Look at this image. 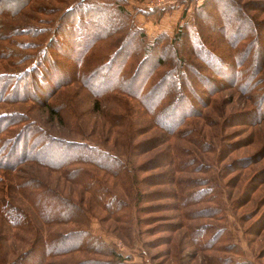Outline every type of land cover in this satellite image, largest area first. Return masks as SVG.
<instances>
[{
  "label": "rangeland",
  "instance_id": "374dc122",
  "mask_svg": "<svg viewBox=\"0 0 264 264\" xmlns=\"http://www.w3.org/2000/svg\"><path fill=\"white\" fill-rule=\"evenodd\" d=\"M9 1L0 0V77L14 84L20 75L29 74L37 85L44 66L55 71L58 68L63 79L74 72L71 61L57 49L63 39L57 30L61 15L84 0H30L20 12L9 10L16 6L14 0L9 6ZM149 1L124 0V7L144 31L148 45L160 34L171 39L204 0H176L159 15L147 16L142 13L145 9L162 10L149 7ZM237 1L246 4L255 0ZM249 7L241 9L253 15L251 19L256 22L264 20L262 11ZM233 25L230 22L229 26ZM222 35L209 36L219 41ZM257 42L264 45L263 39ZM104 44L99 42L91 51V59L88 56L79 66L80 78L92 73L99 57L104 59L113 50ZM257 60L256 54L255 63L250 58L240 67L233 61L230 68L225 66L220 72L196 60L200 70L188 78L190 104L185 111L190 118L173 126L169 111L161 117L160 111L154 122L151 119L157 125L153 127L149 116L136 113L131 117V124L136 120L131 132L107 122L100 108L96 110L95 94L85 83L65 86L50 100L63 113L62 119L33 98L35 93L41 97L33 85L22 101L15 100L10 90L12 94L0 100V117L24 114L53 136L97 145L124 162L127 179H116L83 164L71 166L66 176L31 164H25L29 171L20 174L18 164L9 172L0 168V264H9L30 245L28 234L18 230V223L8 222V215L16 213L18 198H22L18 175L25 177V172L48 181L59 194L80 203L87 212V225L53 226L45 228V235L56 229L67 233L88 228L121 253L126 264H264V51L255 67ZM129 101L143 111L140 104ZM158 110L161 102L156 113ZM4 125L7 130L0 133V159L8 161L1 152V141L12 142L17 126ZM144 139L151 142L135 150V143ZM150 162L157 168L150 169ZM82 169H88L94 180L117 195L125 208L113 216L100 210L85 188L86 180L78 179ZM157 173L163 174L161 184H153ZM140 191L149 193L141 202L143 212H137ZM6 206L15 211L6 210ZM88 255L76 252L49 261L76 264Z\"/></svg>",
  "mask_w": 264,
  "mask_h": 264
},
{
  "label": "trees",
  "instance_id": "16d2710c",
  "mask_svg": "<svg viewBox=\"0 0 264 264\" xmlns=\"http://www.w3.org/2000/svg\"><path fill=\"white\" fill-rule=\"evenodd\" d=\"M11 1L8 2L9 6ZM18 1L21 3L18 4ZM29 1L14 0L17 7L9 10L20 12ZM243 6L264 13V0L246 4H239L237 0H204L194 8L192 19L180 25L171 39L160 34L148 45L144 31L134 24L131 13L124 7V0H84L61 15L57 30L58 34L63 35L57 49L65 55L66 60L71 61L74 72L63 79L58 68L55 71L54 67L44 66V71L39 72L40 83L37 85L33 81L35 78H30L29 74L20 75L14 84L7 77H0V100L13 91L15 100L22 101L28 98L29 86L33 85L41 93V97L35 93L33 98L52 115L62 119L63 113L50 104V100L65 86L85 83L95 94L93 104L96 110L100 108L99 111L112 127L134 131L132 125L136 120L131 124V117L136 113L140 117L149 116L150 123L156 127L153 122L160 111L161 117L166 110L169 111L167 115L174 119V126L177 121L190 118L185 111L190 104L188 78L194 76L197 69L200 70L196 60L202 61L213 72H220L225 66L230 68L233 61L240 67L251 58L253 64L256 54L258 60L255 67L260 63L264 45L257 41H264V37H261L264 34V20L260 23L252 20L254 16L242 10ZM161 9H145L142 13L147 16L159 15L166 10ZM213 10L218 13L215 14ZM230 22L234 25L229 26ZM216 26L217 29L214 28ZM213 33H221L226 38L222 35L219 41L212 40L209 35ZM103 41L113 50L106 58L99 57L98 65L89 77L80 78L79 66H83L88 56L91 59L92 49ZM20 81H24L22 86ZM258 82L261 83L262 79H258ZM129 99L140 104L143 111L139 112ZM159 102L161 110L156 113ZM5 122L8 128H17L13 131L15 135L8 129L14 135L12 142L1 141L4 143L1 152L8 160L0 159L1 169L8 168L5 170L9 172L15 170L18 164L20 174L29 171L25 164H31L66 176L71 166L83 164L95 166L116 179H127L124 162L97 145L53 136L24 114L1 116L0 133L7 130ZM149 142L151 139H144L135 143L134 148L137 150L138 145H148ZM149 168H157V164ZM89 172L82 169L78 179L86 180L85 188L91 193L94 204L107 215L113 216L122 211L126 205L117 195H112L111 190L94 180ZM25 173V177L18 175V193L22 195V198H18V209L15 211L10 206L5 209L16 212L8 215V222L12 225L18 223V230L28 234L30 245L9 264H55L49 260L76 252L89 254L76 264H126V258L121 253L93 235L88 228L67 233L56 229L55 233L45 235L44 232L48 231L45 228L53 226L69 223L87 225V212L80 203L59 194L48 181ZM162 176L161 173L154 174L153 184L164 182ZM147 194L140 191L136 196L137 212H143L145 207L141 206V202L145 201Z\"/></svg>",
  "mask_w": 264,
  "mask_h": 264
},
{
  "label": "built area",
  "instance_id": "2783aa9c",
  "mask_svg": "<svg viewBox=\"0 0 264 264\" xmlns=\"http://www.w3.org/2000/svg\"><path fill=\"white\" fill-rule=\"evenodd\" d=\"M176 0H150L147 5L149 7L153 8H164V7H169L172 2H175Z\"/></svg>",
  "mask_w": 264,
  "mask_h": 264
}]
</instances>
